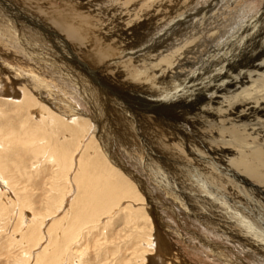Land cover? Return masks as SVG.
I'll return each mask as SVG.
<instances>
[{"label": "rangeland", "instance_id": "rangeland-1", "mask_svg": "<svg viewBox=\"0 0 264 264\" xmlns=\"http://www.w3.org/2000/svg\"><path fill=\"white\" fill-rule=\"evenodd\" d=\"M25 1V3H21L23 0H0V51H2L0 52V66L2 65V67L6 69V71L12 75L13 78L29 80L35 89H39L42 91V93L44 92L43 89L48 91V93L44 92L43 94L44 98H46V96L48 97L46 98L47 100H52L58 104L60 103L59 105L66 103V109L74 107L78 110L79 115L81 116L92 119L95 117L94 115L96 114V110L99 108L101 111H98L99 113L97 114L100 116V119L103 117L101 116L102 114H104V118L108 119H106L107 123L105 124L106 130L108 131L104 130V133L107 137L106 140H109V136L111 137L110 140H113L111 144L107 145L108 152L111 151L109 154L111 156L113 155L112 158L115 156H121L120 158L125 162L124 165H126L139 180L144 182V184H141V187L143 189L146 188L148 197H150L156 203L155 208L157 214L153 215L151 212V205L146 199L147 194L144 196V194L139 191L140 189L137 186L136 181L133 178L131 179L129 176L124 175L122 170L118 169V171L116 167L115 170H117L119 174L125 176L136 188H138L137 193L138 195L140 194L139 197L137 200H121L118 206L115 207V209L110 213L111 215L109 214L108 217H101L99 222L96 224V228L92 231L90 230V227L83 228L84 232L82 231L80 240L72 244V248L63 251L60 258H58L57 261H54L53 263L71 264L72 259L74 261L78 259L77 256L82 255V264H148V257L153 255L155 257L159 253L161 255L162 261L164 260V263L166 261L165 264H170L172 261L178 264H224L222 260L209 254L210 249L208 246L199 243L200 237L211 241L218 246H221L218 248L223 249L226 253V256L228 255L226 258L230 260H238L239 257L246 264H264V261L262 260L264 259V255H261L264 254V252H261L260 249H258V254H254V252H250L249 250L246 251L247 249L242 248V245L239 242L244 241L246 239L245 236L237 232L236 229L232 232L233 238H230V232H224L227 228H230L229 226L234 227L230 225L229 218L233 215H230V212H227V206L230 207L228 211H231L234 214L236 212V215L233 216L235 219L237 217L245 218V215L246 219H250V223H252L254 228L259 229L260 224L257 219L264 220V200L262 201L264 196L257 194L255 191L250 189L251 187L245 186L243 182L238 183L236 186L234 184L229 185V183L223 179V174L229 171L225 168L230 165L229 169L232 171L235 169L234 171L238 173H243L242 169L236 168L234 166L235 164L232 165V163L227 160L224 161L226 158L222 157L221 153L218 155L213 154L209 156L207 152H204L206 149L208 150L207 147L210 148L212 146L222 144L218 142L219 140L221 142L222 140H227L235 145L246 144L250 146H256L257 143L260 142L261 137L264 138V0H75L76 2L71 0L74 1V4L77 3L76 5L78 7L71 1L67 3V0ZM58 1L61 4L58 3ZM38 6L39 9H41L40 7L43 8L42 11L45 10L43 12L39 10V12H42V15L38 12V10H36ZM87 6L90 9L88 11H90L91 14H87ZM67 7L69 10L66 9ZM77 8L79 10H77ZM81 8L83 11L80 10ZM6 9L8 11H6ZM84 9L86 11H84ZM92 9L96 11L94 12ZM10 10L12 11L11 13H9ZM73 10L76 11L74 12ZM81 11L87 13L84 14ZM2 12L4 13L1 14ZM30 12L34 13L32 14ZM5 13H9L11 16L6 15ZM29 13L32 14L30 16L32 19L29 17ZM49 13L52 18H49ZM51 13H54V16H52ZM78 13L83 14V17H80L81 19L78 17ZM138 13H140V18L136 17ZM38 14L40 16H38ZM45 14L46 16H44ZM67 14H70L71 16ZM92 14L94 15L92 16ZM26 15L28 16L26 17ZM5 16L7 18H5ZM9 16L12 17V19ZM56 16H58L59 21L57 20ZM122 16H124V19L120 18ZM75 18L77 19V22ZM31 20L35 21L32 22ZM52 20H57L61 25H64L65 22V24L72 23V25L78 26L81 22L82 27H80L81 25H79V27L74 26V28L76 27L75 29L80 40L78 39L77 41L75 40L73 42L70 41L69 45H72V47L74 46L75 48L79 47L81 49V53L86 51L84 54L88 53L90 56L92 55L91 60L93 61L90 60L92 63L88 62L87 64V62L84 60L80 61L85 66L86 74L88 72H93V76H97V81L96 79H92L93 82H95V84L98 86L96 87L98 89H95L100 92L99 93L97 91L99 94L97 95L98 97L96 96L98 98L97 101L90 100L88 97V90L86 87L84 88L83 83H80V81H82L85 77L80 76V74L83 72L76 62H79V60L76 58L74 60L76 63L74 61L70 62L68 60V62L65 60V62L69 63L66 65L69 68L68 71L65 70L66 66H63L65 64L58 60V48L52 46L47 36L51 35L50 40H52V38H56L58 36V38L61 39V36L63 37V35L62 33H59L60 31L56 29L55 26H53L54 24L51 22ZM83 20L86 24L83 22ZM18 24L19 26H17ZM34 25L37 26L34 27ZM14 26H17V29ZM83 27L84 30H82ZM37 28L39 29V34H37ZM40 29H42V32ZM15 30L17 32L19 31L20 33L18 34ZM31 30L32 32H30ZM85 30H87V34ZM80 32L82 33V36ZM40 33L42 36H39ZM1 34L5 35L1 36ZM21 34L23 35L22 39L24 41L21 40ZM24 34H26L25 38L27 40L24 38ZM52 34H54L56 37L54 35L52 36ZM15 36H17V38ZM29 36H31V39ZM89 36L91 37L90 40ZM39 40H41V42ZM21 41L22 43H30L28 46H31V48H29L26 43L25 45L20 43ZM37 42H40V44H36ZM90 43H93V45L88 46ZM40 45H44L45 47ZM11 46L16 50H14ZM34 46L39 49L35 48ZM93 46L96 48H102H100V55H93L88 51L89 48H93ZM166 47H168L167 49L170 51L168 53L169 56L172 55L174 51H179L175 54L176 59H174L175 63L173 66L170 62L161 63L163 68L164 66L166 68L168 67V65L166 66V63L169 64V68L173 67L170 70L172 71L171 73L169 72L164 74L165 76L163 74L161 76V74L150 73L149 75L152 77L154 76V79L147 83L140 81V84L135 83V81L131 79V82H129L123 79L124 77L117 78V74L120 72H125V69H122L123 67L119 66L122 64L121 61L127 59L130 53L137 52L136 55H138L143 53V51L139 52L140 50L143 49L147 51L149 49L151 50V54L155 56V49L157 50H155L157 54V52L165 50ZM23 48L27 50L28 53H26ZM32 49H36L35 52L33 50L34 53L32 52ZM112 51L114 53H112ZM16 52L18 54H16ZM38 52H43V54L46 52V55H48V60H40L41 56H36ZM73 52L77 54L78 51ZM29 53L31 54L29 55ZM102 53L106 56V58L105 56L101 57L103 56ZM182 53H184V58L181 59ZM11 55H13V57ZM123 55H125V57H123ZM97 56L98 58H96ZM143 56L145 57L143 60L140 62L134 61L131 64L134 65L133 67L136 66V68H134L136 72H140L138 69L144 68L145 72H151L156 66L160 65H157V62L161 60L162 57L159 58V60L157 58V61L155 60L156 63H154V60L151 59V61H153L151 62L150 58H148L145 53H143L140 57ZM61 57L62 55H60V58ZM54 58L57 59L55 61L51 60ZM103 58L105 59L103 60ZM28 60L31 61L29 62ZM39 60L40 62H38ZM1 62L4 63L2 64ZM36 63L38 64L36 65ZM106 63H108V69L111 66L109 70L107 69V73L104 72L105 68H103L106 66ZM153 63L155 64L154 66ZM32 65H34L33 67L35 69H32ZM101 65L104 66L101 67ZM46 66L48 67L46 68ZM57 66L58 68L60 67L59 70L56 68ZM99 67L102 68V71L99 70ZM156 68L163 69L162 67ZM149 69L151 71H149ZM127 70L128 72L125 73H129L130 71L132 75H135V71L132 72L129 69ZM9 71H12V74ZM117 71L119 73H117ZM18 72H20V74ZM58 73L60 74L59 76ZM4 77L5 79L2 78L0 80V101H2L0 103V109H2V111L7 109V113H5V111L4 113L9 117H4L5 115L0 116V122L2 121L0 125H5L10 121L12 122L11 124L14 125V130L17 133L19 130L20 133H23L22 131L24 129L20 126L22 125L21 121H24L25 119V111L23 114L19 113V115L16 111H14L16 110L14 105L18 103L22 95L21 88H17L21 87V85L16 86L19 95L17 97L15 96L14 98H11L13 99H10L12 101L11 102L8 100L9 96L4 95L3 93V91L8 90L9 88L7 87L10 86V83L8 82L9 77ZM40 77L42 79H40ZM138 85L143 89L145 88V90H138L136 88ZM128 86L133 88L128 90ZM134 89L139 93H131ZM71 90L76 92H71ZM173 91L178 93L183 91V96L180 99L183 100L185 97H189V104L179 108L180 110L178 113L170 110L172 109L171 107H168L165 113H163L162 110H159L158 114L159 117H161L160 120L163 121H159L158 125L154 123V119H156L158 114H148L150 118L148 121L146 118H140L138 113L140 109L143 108L141 107L142 104L140 103L139 98L149 96L152 98L158 96L160 97L164 94L173 93ZM185 95L189 96L187 97ZM209 95L213 97L210 100L211 102L206 99V97L208 98ZM246 95H248V97H246ZM83 96L85 97L83 98ZM5 99L8 101L6 102ZM67 99H69L68 103ZM241 102L244 103L242 104ZM5 104L8 105H6L7 108L6 106H3ZM241 106H243V108H241ZM92 108H94L93 112H91ZM230 112L233 113L234 116L229 115ZM9 113L11 115L14 113L15 116L14 114L10 116ZM217 114H219V116H217ZM224 115L226 116L224 117ZM239 115L241 117H239ZM227 116H229L230 119ZM31 117L32 116L26 118L30 120L28 124H24L26 129H30V127L32 129L36 128V120ZM183 119L189 121L193 119V121L196 123H189L187 121L183 122ZM227 119L235 121L233 124L237 122L236 124H238V126L235 124L236 127L233 128L235 131H232L231 129L228 130L232 124L229 122L228 123L230 125L226 123ZM15 121L16 124H14ZM26 121L28 122V120ZM238 121L240 123L243 121L244 122L240 126ZM167 122L169 125L173 126H170L171 128L166 129V125L164 124ZM197 123H199V125ZM184 125H186L187 129ZM182 126L183 128H181ZM162 127H164L163 129L165 130H163ZM175 127L186 133L185 138L181 136L182 134L180 135L181 137H177V130ZM220 127L221 129H218ZM41 131V129H38V132ZM88 131L89 132L86 133L82 140H80L81 138H77L75 141V146L78 147V149L76 148V151L74 152V160L76 163L79 157H81L82 153L83 157L86 155V151H84V149L83 151L80 150L82 144L84 145V143L90 147L93 146L96 148V146H98L96 148V154H98L99 158L96 157V160L102 159L107 162L110 161L108 157L105 158L106 155L104 154L103 149H100L101 146L96 136H94L97 139H95L96 146L95 144H92L93 142L90 143V138L92 137L93 133L90 132L89 129ZM108 132L109 135L107 136ZM236 132L237 135H235L234 138L233 135ZM59 133L62 134L60 136H66L68 134L64 131H60ZM258 133H262L263 135ZM252 139L257 140H255L254 143ZM180 141L182 144H180ZM21 143L22 142H20L19 139H15V142H12L11 145L8 144L10 145V148L8 149L9 151L0 146V168L2 167L1 164H4L9 170L8 173L0 174V188H3L2 191L0 189V264H42L40 259H46L48 257L47 255L53 250L52 243H54V241H56V239H58V237L61 235L62 228L56 227V229L58 228L57 230L60 231H57L55 228H51L53 222L60 220L63 217L65 223L69 222L68 220H71V217H73L75 211H72L73 208H70V205L75 201L74 198L77 194V191H75L73 188L75 185L72 186L71 183L70 185L67 184L66 179L62 178L63 176L60 173L56 174L57 167L55 162L45 161L46 157H44L45 155L43 153L38 154V159H35L34 155L31 154L30 148L25 150ZM170 143L172 146H174L173 148H177V145H179L180 148L184 144L189 145L190 148L198 150L203 160L201 162H195V160L187 156L186 150L181 148L182 150H180V154H182L184 157L186 156L185 158L191 162L187 161L186 159L182 160L177 150H171V148L169 150H165L164 147H161L165 144L167 147H169L168 144ZM11 148L16 149L13 151ZM20 148L21 150H19ZM159 148L162 149V152L165 150V155L157 154ZM140 155V159L142 158L141 160L143 164H140L139 161L137 162V158H139ZM175 159L181 160V162L176 163L174 162ZM13 163L18 165L20 172L15 171ZM16 164L15 166H17ZM192 166L194 169H191ZM214 167H216L218 170ZM75 168L72 169V172H70V178L73 177ZM263 170L264 166L261 167V171ZM260 174L263 177H261L263 181H253H255L254 183L258 184L256 185L263 192L261 194L264 195V171ZM198 175L199 177H197ZM193 176H196L198 180L196 181V177ZM8 177H12L14 179H11L12 182L9 180V184L6 181V178ZM70 181L71 179L69 182ZM2 184H4L5 187ZM70 186L73 188L71 190L72 192L69 190ZM56 191L61 192L60 194L62 196H59V198L63 197V201L60 204L59 202H56L55 205V203L53 204L52 200L57 195H60ZM183 192L187 193L195 205L200 204L197 206L203 208L205 207L204 212L201 211V213H197V215H200L199 219L195 218L194 215H191L192 212H189L186 198H182L185 197ZM169 194L171 196H169ZM59 198L56 200H59ZM21 200H23V206L20 204ZM129 206H132L131 209H133L127 211ZM6 207L7 209H5ZM21 207L23 211L20 210ZM135 212H137L138 215H134ZM128 215L132 217H128ZM220 216L222 217L220 218ZM153 217L157 219V224L154 222V219H152ZM214 217H216L217 220ZM107 218H109L111 221L109 225H105ZM215 220L218 222L220 221L219 227L221 228L215 224ZM29 221L30 223L27 224ZM22 222H24V225ZM40 222H42V224H39ZM157 227L162 229H160L163 237L162 240L164 241V244L167 248L166 252L164 251L165 253L158 252V247L155 246L153 237H155L154 235ZM19 229L24 230L21 231ZM216 229L220 230L217 231ZM33 230L35 235L38 233L37 236L40 239L37 245H35L36 241L29 242L25 239L27 234ZM246 240V242H248L246 243L247 247H249L248 245L254 244L250 237H247ZM148 242H151L152 244H149Z\"/></svg>", "mask_w": 264, "mask_h": 264}, {"label": "bare ground", "instance_id": "bare-ground-1", "mask_svg": "<svg viewBox=\"0 0 264 264\" xmlns=\"http://www.w3.org/2000/svg\"><path fill=\"white\" fill-rule=\"evenodd\" d=\"M25 0H23V2H21V3H25L24 2ZM35 1V0H34ZM57 1V0H56ZM65 1V0H64ZM69 1H71V0H67V3L69 2ZM75 1V0H74ZM74 1H71L72 3L74 2ZM3 2V1H2ZM8 2V1H7ZM29 2V1H28ZM33 2V1H32ZM49 2H51V1H49ZM54 2V1H53ZM76 2V1H75ZM78 2V1H77ZM40 3V2H39ZM43 3V2H42ZM55 3V2H54ZM58 3H60L59 1H58ZM57 3V4H58ZM83 3V2H82ZM10 4V3H9ZM51 4V3H50ZM61 4V3H60ZM63 4V3H62ZM64 4H66V3H64ZM71 4V3H70ZM74 4V3H73ZM77 4V3H76ZM76 4H74V5H76ZM85 4V3H84ZM135 4V3H134ZM19 5V4H18ZM21 5V4H20ZM53 5V4H52ZM55 5V4H54ZM80 5H82V4H80ZM26 6H27V4H26ZM25 6V7H26ZM47 6V5H46ZM61 6V5H60ZM77 6V5H76ZM84 6V5H83ZM92 6V5H91ZM137 6V5H136ZM59 7V6H58ZM64 7H66V6H64ZM70 7V6H69ZM74 7V6H73ZM78 7V6H77ZM90 7V6H89ZM41 9H39V6H38V8H36V10H38V12H39V10L40 11H42V7H40ZM54 8V7H53ZM123 8V7H122ZM125 8V7H124ZM5 9V8H4ZM24 9V8H23ZM66 9H68V7L66 8ZM71 9V8H70ZM87 12H85V13H87V14H89L90 13V11H88V10H90L89 8H88V6H87ZM17 10V9H16ZM55 10H56V7H55ZM69 10V9H68ZM77 10H79L78 8H77ZM80 10H82V8L80 9ZM93 10V9H92ZM2 11V10H1ZM6 11H8L7 9H6ZM6 11H4V12H6ZM24 11H25V9H24ZM32 11H34V10H32ZM43 11H45V10H43ZM42 11V12H43ZM71 11V10H70ZM74 11V10H73ZM72 11V12H73ZM76 11V10H75ZM74 11V12H75ZM83 11V10H82ZM81 11V12H82ZM84 11H86L85 9H84ZM94 11V10H93ZM96 11V10H95ZM94 11V12H95ZM4 12H2L1 14H3ZM12 11L10 10V12L9 13H11ZM19 12V11H18ZM21 12V11H20ZM23 12V11H22ZM42 12H39L40 14L42 13ZM47 12H49V11H47ZM46 12V13H47ZM80 12V11H79ZM7 13V12H6ZM5 13V14H6ZM6 14V15H10V14ZM30 13H32V12H30ZM29 13V17L34 13H32V14H30ZM55 13V12H54ZM53 13V14H54ZM77 13V12H76ZM82 13H84V12H82ZM84 13V14H85ZM13 14V13H12ZM28 14V13H27ZM35 14H36V12H35ZM44 14V13H43ZM52 14V13H51ZM52 14V16H54ZM58 14V13H57ZM65 14V13H64ZM71 14V13H70ZM70 14H67V15H70ZM91 14V13H90ZM121 14V13H120ZM21 15L23 16V14L21 13ZM42 15V14H41ZM61 15H63V14H61ZM66 15V14H65ZM72 15V14H71ZM70 15V16H71ZM78 15V17L80 18L81 16L83 17V14H81V13H78L77 14ZM94 14H92V16H93ZM11 16V15H10ZM9 16V17H10ZM25 16V15H24ZM28 15H26V17H27ZM34 16V15H33ZM38 16H40L39 14H38ZM44 16H46V14L44 15ZM84 16H86V15H84ZM90 16V15H89ZM91 16V17H92ZM140 16V13H138L137 14V18H140L139 17ZM3 17V16H2ZM9 17H8V19H9ZM66 17H68V16H66ZM76 17V16H75ZM90 17V18H91ZM5 18H7L6 16H5ZM11 19H12V17H10ZM31 18V17H30ZM34 18V17H33ZM49 18H52L51 16H50V13H49ZM56 18H57V20H58V16H56ZM60 18V17H59ZM62 18V17H61ZM96 18V17H95ZM98 18V17H97ZM111 18V17H110ZM120 18H122V19H124V16H122V17H120ZM257 18V17H256ZM29 19V18H28ZM32 19V18H31ZM47 19V18H46ZM81 19V18H80ZM24 20V19H23ZM49 20V19H48ZM57 20H52L51 22L54 24L53 26H55V28L56 29H58L60 32L59 33H62V35H63V37L61 36V39L60 38H58V37H56L54 34H56V33H54V34H52V36L54 35L56 38H52V40H50V33H49V35L50 36H47V38H48V40L51 42V44H52V46L53 47H57L58 48V52H59V55H58V60H60L62 63H64L65 65H63V66H66L67 65V63L70 61H74L76 58L79 60V62L78 61H76L77 62V64H78V66H79V68L80 69H82V72L83 73H81L80 74V76H84L85 78L82 80V81H80V83H83L84 84V88L86 87V89L88 90V94H89V98H90V100H92V101H97V95H99L98 94V90H96V89H98V88H96V87H98L96 84H95V82H93V80H95L96 79V81H97V76H93V72H88L87 74H86V69H85V66L81 63V61L80 60H84V61H86L87 62V64H88V62L90 63L91 61H93V60H91V57H92V55L90 56L88 53L87 54H84L86 51H84L83 53H81V49L79 48V47H77V46H79V45H77L76 47L77 48H75L74 46V48L72 47V45H69V42L71 41V42H73V41H77L78 39L80 40V38L78 37V33H77V31H76V27L74 28V26H77V25H72V23H69V24H65V22H64V25H61ZM63 20V19H62ZM67 20H69V19H67ZM72 20H74V19H72ZM75 20H76V22H77V19L75 18ZM133 20V19H132ZM135 20V19H134ZM27 21V20H26ZM32 21V20H31ZM33 21H35V20H33ZM32 21V22H33ZM70 21H71V19H70ZM69 21V22H70ZM80 21V20H79ZM139 21V20H138ZM137 21V22H138ZM27 22H29V21H27ZM39 22V21H38ZM61 22V21H60ZM73 22V21H72ZM83 22H84V20H83ZM132 22V21H131ZM135 22V21H134ZM140 22V21H139ZM144 22H145V20H144ZM45 23V22H44ZM63 23V22H62ZM85 23V22H84ZM133 23V22H132ZM8 24V23H7ZM25 24H26V22H25ZM86 24V23H85ZM97 24V23H96ZM28 25H29V23H28ZM27 25V26H28ZM40 25V24H39ZM79 25H81V22H80V24ZM79 25L77 26V27H79ZM134 25V24H133ZM17 26H19V24L17 25ZM17 26H14V27H16V29H17ZM37 25H34V27H36ZM43 26V25H42ZM137 26V25H136ZM255 26H256V24H255ZM4 27V26H3ZM2 27V28H3ZM33 27V28H34ZM80 27H82V25L80 26ZM13 28V27H12ZM28 28V27H27ZM26 28V29H27ZM33 28H32V30H33ZM44 28V27H43ZM52 28V27H51ZM9 29V28H8ZM14 29V28H13ZM79 29V28H78ZM97 29V28H96ZM32 30L30 31V32H32ZM37 30H38V33L37 34H39V29L37 28ZM41 30V32H42V29H40ZM82 30H84V27L82 28ZM6 31V30H5ZM9 31V30H8ZM7 31V32H8ZM14 31V30H13ZM16 31V30H15ZM26 31V30H25ZM89 31V30H88ZM17 32V31H16ZM45 32V31H44ZM43 32V33H44ZM50 32V31H49ZM79 32V31H78ZM85 32H86V34H87V30H85ZM84 32V33H85ZM91 32V31H90ZM89 32V33H90ZM15 33V32H14ZM18 34L20 33L19 31L17 32ZM25 33H27V32H25ZM29 33V32H28ZM52 33V32H51ZM81 33V32H80ZM79 33V34H80ZM83 33V34H84ZM3 35H5V34H3ZM2 34H1V36H3ZM10 35V34H9ZM15 35V34H14ZM22 35V34H21ZM20 35V36H21ZM58 35V34H57ZM25 36H26V34H24V38H25ZM39 36H42L41 35V33H40V35ZM39 36H37V37H39ZM44 36V35H43ZM80 36V35H79ZM81 36H82V33H81ZM86 36V35H85ZM7 37V36H6ZM16 38H17V36H15ZM22 37H23V35L21 36V40H23L22 39ZM31 36H29V38H30ZM9 38V37H8ZM7 38V39H8ZM20 38V37H19ZM18 38V39H19ZM4 39V38H3ZM6 39V40H7ZM26 39V38H25ZM31 39V38H30ZM30 39H28V40H30ZM38 39V38H37ZM87 39V38H86ZM91 39V37L89 36V40ZM172 39V38H171ZM5 40V41H6ZM27 40V39H26ZM85 40V39H84ZM8 41V40H7ZM19 41V40H18ZM24 41V40H23ZM32 41V40H31ZM36 41V40H35ZM40 42H41V40H39ZM81 41H83V40H81ZM27 42H30V41H27ZM40 42H37L36 44H40ZM44 42V41H43ZM42 42V43H43ZM86 42V41H85ZM89 42V41H88ZM7 43V42H6ZM20 43H22V41L20 42ZM25 43L26 42H24V43H22L23 45H25ZM34 43V42H33ZM78 43V42H77ZM109 43V42H108ZM175 43V42H174ZM27 44V46L28 45H30V43L28 44V43H26ZM50 44V45H51ZM85 44V43H84ZM87 44V43H86ZM102 44V43H101ZM10 45V44H9ZM8 45V46H9ZM33 45V44H32ZM75 45H76V43H75ZM91 45H93V43H90V44H88V46H91ZM5 46V45H4ZM40 46H44V45H40ZM156 46V45H155ZM10 47V46H9ZM9 47H7V48H9ZM12 47V46H11ZM25 47V46H24ZM29 47V46H28ZM27 47V48H28ZM35 47V46H34ZM45 47V46H44ZM13 48V47H12ZM11 48V49H12ZM29 48H31V46L29 47ZM35 48H37V47H35ZM101 48V47H100ZM100 48H96V47H94L93 46V48H89V52H91L93 55H96V54H101V52H100V50L102 49H100ZM168 47H166V49L165 50H162V51H160V52H157V54H156V51L154 50V52H155V56H153V54H151V50H147V51H145V50H140L139 52H141V51H143V53H145V55H147V57L148 58H150V61H151V59H153L154 60V63H156V61H157V58H158V60H159V58H161L162 57V59L161 60H159L158 62H157V65H159V66H156V67H162L163 68V66H161L162 64V62H170L171 63V65L173 66L174 65V59H176L175 57H176V53L177 52H179V51H174V53H172V55H170L169 56V49H167ZM1 49V48H0ZM4 49V48H3ZM6 49V48H5ZM14 49V48H13ZM12 49V50H13ZM25 49H26V47H25ZM24 48H23V50H25ZM37 49H39V48H37ZM152 49V48H151ZM8 50V49H7ZM14 50H16V49H14ZM33 50L34 49H32V52H33ZM36 50V49H35ZM35 50H34V52H35ZM43 50V49H42ZM41 50V51H42ZM111 50H112V48H111ZM5 51V50H4ZM11 51V50H10ZM26 51V53H28L27 52V50H25ZM30 51V50H29ZM44 51H45V49H44ZM49 51V50H48ZM73 51H78L77 52V54L75 53V52H73ZM108 51V50H107ZM0 52H2V51H0ZM9 52V51H8ZM19 52V51H18ZM21 52V51H20ZM33 52V53H34ZM50 52V51H49ZM103 52V51H102ZM172 52V51H171ZM6 53V52H5ZM32 53V54H33ZM104 53V52H103ZM102 53V55L103 56H101V57H104L105 55ZM112 53H114L113 51H112ZM136 53L137 52H132V53H130V57L128 56V58L127 59H124V60H122L121 61V65H123V66H119V67H123L122 69H125V72H128V70L127 69H129V70H131L132 72L133 71H135L134 72V74L135 75H132V73H130V71H129V73H125V72H118L117 71V73H119V74H117V78H119V77H124L123 79H125V80H127V81H129V82H131L130 81V79L131 80H133V81H135V83H137V84H140V81H144V82H151L153 79H154V76L152 77V76H150L149 74L150 73H157V74H161V76H162V74L164 75V74H167V73H171L172 71H170L171 70V68H173V67H170L169 68V64H167L166 63V66L168 65V67L166 68L165 66H164V68L163 69H161V68H156L155 67V69H156V71H155V69H153L152 71L149 69V71H151V72H145V68L144 67H142V68H144V69H138V66H137V69L138 70H140V72H136V70L134 69V68H136V66L135 67H133L134 65H131L132 64V62H140L141 60H143L145 57L143 56V57H140L143 53H140V54H138V55H136ZM9 54H11V53H9ZM16 54H18L17 52H16ZM31 53H29V55H30ZM50 54V53H49ZM58 54V53H57ZM107 54V53H106ZM111 54V53H110ZM184 53H182L181 54V59L182 58H184V55H183ZM53 55V54H52ZM52 55H50V56H52ZM60 55H62V57H64V58H60ZM108 55V54H107ZM12 57H13V55H11ZM25 56V55H24ZM24 56H23V58H24ZM36 56H41V58H40V60H42V61H44V60H48L47 59V57H48V55H46V52H45V54H43V52H38L37 53V55ZM54 56H55V54H54ZM109 56V55H108ZM107 56V57H108ZM7 57H9V56H7ZM6 57V58H7ZM123 57H125V55H123ZM131 57H132V59H131ZM16 58V57H15ZM89 58V59H88ZM96 58H98V56L96 57ZM105 58H106V56H105ZM105 58H103V60L105 59ZM4 59V58H3ZM31 59H33V58H31ZM36 59H37V57H36ZM36 59H34V60H36ZM57 58H54V59H51V60H53V61H55ZM180 59V58H179ZM40 60L38 61V62H40ZM65 60L66 61H68V62H65ZM91 60V61H90ZM102 60V61H103ZM112 60H114V59H112ZM156 60V61H155ZM3 61V60H2ZM29 61V60H28ZM31 61V60H30ZM29 61V62H30ZM119 61V60H118ZM228 61V60H227ZM227 61H225V62H227ZM5 62V61H4ZM3 62V63H4ZM75 62V61H74ZM75 62V63H76ZM95 62V61H94ZM98 62H100V61H98ZM151 62H153V61H151ZM2 63V62H1ZM2 63V64H3ZM6 63V62H5ZM33 63V62H32ZM54 63V62H53ZM92 63V62H91ZM153 63V66L155 65ZM38 63H36V65H37ZM40 64V63H39ZM42 64V63H41ZM48 64V63H47ZM46 64V65H47ZM56 64H57V62H56ZM55 64V65H56ZM69 64V63H68ZM85 64V63H84ZM96 64V63H95ZM101 64V63H100ZM105 64V63H104ZM147 64V63H146ZM151 64V63H150ZM226 64V63H225ZM7 65H8V63H7ZM62 65V64H61ZM71 65V64H70ZM91 65V64H90ZM107 65H108V63H106V66L105 67H103L102 65H101V67H103V68H105V70H104V72H106L107 71ZM114 65V64H113ZM26 66V65H25ZM34 65H32V69L34 68L33 67ZM73 66V65H72ZM72 66H70V67H72ZM77 66V67H78ZM96 66V65H95ZM110 66V65H109ZM115 66V65H114ZM113 66V67H114ZM6 67V66H5ZM28 67V66H27ZM48 66H46V68H47ZM50 67V66H49ZM98 67V66H97ZM111 67V66H110ZM110 67H109V69H110ZM116 67H117V65H116ZM119 67H118V69H119ZM141 67V66H140ZM139 67V68H140ZM30 68V67H29ZM53 68V67H52ZM56 68H58V66L56 67ZM60 68V67H59ZM59 68H58V70H59ZM150 68V67H149ZM152 68H154V67H152ZM11 69V68H10ZM35 69V68H34ZM79 69V70H80ZM108 69V70H109ZM168 69V70H167ZM31 70V69H30ZM46 70V69H45ZM57 70V69H56ZM65 70L66 71H68L69 70V68H68V66H66V68H65ZM71 70H73V69H71ZM70 70V71H71ZM87 70H89V69H87ZM99 70L100 71H102V68H100L99 67ZM114 70H116V69H114ZM220 70V69H219ZM22 71V70H21ZM54 71V70H53ZM84 71H85V73H84ZM147 71V70H146ZM159 71V72H158ZM10 72V71H9ZM12 72V71H11ZM10 72V73H11ZM24 72H25V70H24ZM31 72H32V70H31ZM34 72H36V71H34ZM115 72V71H114ZM19 74H20V72H18ZM21 73H23V72H21ZM49 73V72H48ZM67 73V72H66ZM90 73V74H89ZM95 73V72H94ZM100 73V72H99ZM107 73V72H106ZM12 74V73H11ZM33 74H35V73H33ZM56 74V73H55ZM104 74V73H103ZM109 74H110V71H109ZM121 74V75H120ZM128 74V75H127ZM15 75V74H14ZM43 75V74H42ZM45 75V74H44ZM57 75V74H56ZM60 74L58 73V76H59ZM72 75V74H71ZM76 75V74H75ZM101 75V74H100ZM99 75V76H100ZM114 75H115V73H114ZM156 75V74H155ZM250 75V74H249ZM4 76H8L9 78H8V82L10 83V86L9 85H7V86H9V87H7V88H9L8 90H5V91H3V93H4V95H7V96H9V98H8V100H10L11 98H14L15 96L17 97L18 95H19V93H18V91H17V89H16V86H18V85H21V87H17V88H21V90H22V95H21V97H20V99H19V101H18V103L17 104H15L16 103V101H15V105H14V107H16V110H14V111H16L17 112V114L19 115V113H21V114H23L24 113V111H25V114H26V116H25V119H24V121H21L22 122V125L20 126L21 128H23V129H21V128H19V129H21V130H23L22 132L23 133H20V130H19V132L17 133L15 130H14V125H12L11 123L12 122H8L7 123V121H6V123L7 124H1L0 125V146H2L3 148H5L6 150H8L9 148H10V145H11V143L12 142H15V139H19V141L20 142H22L21 144H22V146H23V148L25 149V150H27L28 148H30V150H31V154H33L34 155V158L35 159H38V154H44L45 156L44 157H46V159H45V161H48V162H55V164H56V167H57V172H56V174H61L63 177L62 178H65L66 179V183L67 184H69L70 185V183H71V185L73 186V185H75V187H73L74 189H75V191H77V194H76V196H75V201L70 205V208L72 209V211L73 210H75L74 211V215H73V217H71V220H68L69 222H64V217L63 218H61L60 220H57V221H55V222H53V224H52V226H51V228H55L56 229V227H58V228H62L61 229V235H60V237H58V239H56V241H54V243H52V251H50V255L48 254L46 257V259H44V258H42V259H40V257H39V259H40V262L42 263V264H54L53 262L54 261H57V259L58 258H60V256H61V254L63 253V251H66V250H68L69 248H72L71 247V245L72 244H74L75 242H77V241H79L80 240V238H81V236H82V231H83V228H88V227H90V230L92 231L93 229H95L96 228V224L99 222V220L101 219V217L102 216H105V217H108V215L115 209V207H117L118 206V204H119V202L121 201V200H123V199H132V200H137V198L139 197V195H138V193H137V189L138 188H136L125 176H123V175H121V174H119L118 173V171L119 170H122L124 173V175H127V176H129L131 179L133 178L135 181H136V184H137V186L139 187V191H141L143 194H144V196L147 194L146 192V188H142L141 187V184H144V182H142L141 180H139L134 174H133V172L132 171H130V169L126 166V165H124L125 164V162L124 161H122V159L120 158V157H113L112 158V156L109 154V153H111V151L110 152H108V148H107V145H109V144H111V142L113 141H111L110 140V136H109V140L107 141L106 139H107V137H106V135H105V133H104V130H106V126H105V124L107 123V118H104V114H102L101 116H103V117H101V119H100V116L97 114V113H99L101 110L99 109H97L96 110V114L94 115L95 117H93L92 119H89V117H84V116H81V115H79V112H78V110L77 109H75L74 107H72V108H68V109H66V107H67V104L66 103H64V104H61V105H59L58 103H55V102H53L52 100L51 101H49V100H47L46 98H48L47 96H46V98H44V92L45 93H48V91H46V90H44L43 89V93H42V91H40L39 89H35V87L30 83V81L29 80H27V79H17V78H13L12 77V75H10L7 71H6V69H4L3 67H2V65L0 66V80L2 79V78H4L5 79V77ZM16 76V75H15ZM38 76V75H37ZM116 76V75H115ZM157 76V75H156ZM155 76V77H156ZM165 76V75H164ZM18 77V76H17ZM22 77V76H21ZM35 77V76H34ZM39 77V76H38ZM38 77H37V79H38ZM66 77V76H65ZM132 77V78H131ZM26 78V77H25ZM70 78V77H69ZM80 78V77H79ZM100 78H102V77H100ZM111 78V77H110ZM33 79H35V78H33ZM40 79H42L41 77H40ZM65 79V78H64ZM63 79V80H64ZM93 79V80H92ZM156 79V78H155ZM6 80H7V78H6ZM5 80V81H6ZM47 80V79H46ZM66 80H67V78H66ZM70 80V79H69ZM157 80V79H156ZM4 81V80H3ZM3 81H1V82H3ZM42 81V80H41ZM71 81H72V79H71ZM40 82V81H39ZM43 82H46V81H43ZM225 82V81H224ZM70 83V82H69ZM154 83V82H153ZM156 83V82H155ZM4 84H8V83H4ZM34 84V83H33ZM47 84H49V83H47ZM59 84V83H58ZM71 84H73V83H71ZM123 84V83H122ZM126 84H129V83H126ZM132 84V83H131ZM145 84V83H144ZM202 84V83H201ZM206 84V83H205ZM232 84V83H231ZM141 85H143V84H141ZM140 85V86H141ZM146 85V84H145ZM39 86V85H38ZM78 86V85H77ZM124 86V85H123ZM132 86V85H131ZM131 86H128L127 87V89L128 90H130V89H132V88H130ZM222 86V85H221ZM44 87V86H43ZM50 87V86H49ZM79 87V86H78ZM83 87V86H82ZM147 87V86H146ZM191 87V86H190ZM76 88V87H75ZM96 88V89H95ZM126 88V87H125ZM136 88L138 89V90H145V88L143 89V88H141V87H139V85L138 86H136ZM135 88V89H136ZM139 88H141V89H139ZM1 89V88H0ZM72 89V88H71ZM82 89V88H81ZM92 89V90H91ZM133 90V92H131V93H135V92H138V91H136V90ZM21 90H20V92H21ZM38 90V91H37ZM66 90V89H65ZM70 90V89H69ZM78 90H80V89H78ZM177 90H180V89H177ZM184 90V89H183ZM188 90H189V88H188ZM197 90V89H196ZM2 91V90H1ZM57 91V90H56ZM81 91H83V90H81ZM98 91V92H97ZM176 91V90H175ZM245 91V90H244ZM53 92V91H52ZM71 92H76V91H72L71 90ZM78 93V92H77ZM100 93V92H99ZM139 93V92H138ZM185 94V93H184ZM220 94V93H219ZM1 95V94H0ZM72 95V94H71ZM74 95V94H73ZM78 95H79V93H78ZM77 95V96H78ZM84 95H85V93H84ZM216 95V94H215ZM6 96V97H7ZM54 96V95H53ZM74 96H76V95H74ZM82 96V95H81ZM80 96V97H81ZM97 96V97H96ZM183 96V91H181L180 93H178V92H174L173 91V93H169V94H164V95H162V96H158V97H155V98H152V97H142V98H139V101H140V103L142 104V108L143 109H140V111H139V116H140V118H142V119H145L146 118V120L148 121L150 118H149V116H148V114H150V113H153V114H158L159 113V110H162L163 111V113H165L166 111H167V109H168V107H171L172 109H170V110H172L173 112H175V113H178L179 112V108H182V107H184L185 105H188L189 103V95L187 96V95H185V96H187L188 98H186L185 97V99H183V100H181L180 98ZM56 97H57V95H56ZM59 97V96H58ZM64 97V96H63ZM85 96H83V98H84ZM205 97V96H204ZM246 97H248V95H246ZM1 98V97H0ZM19 98V97H18ZM77 98V97H76ZM83 98H81V99H83ZM100 98V97H99ZM184 98V97H183ZM191 98V97H190ZM213 97L211 96V95H209L208 96V98L206 97V99H208V101H210L211 99H212ZM52 99V98H51ZM80 99V100H81ZM86 99V98H85ZM84 99V100H85ZM88 99V98H87ZM246 99V98H245ZM244 99V100H245ZM7 99H5V101L7 102L8 101ZM11 100H13V99H11ZM10 100V101H11ZM58 100V99H57ZM68 100L69 99H67V103H68ZM78 100V99H77ZM261 100V99H260ZM263 100V99H262ZM42 101V102H41ZM60 101V100H59ZM62 101H63V99H62ZM71 101V100H70ZM99 101H101V100H99ZM215 101V100H214ZM247 101V100H246ZM255 101V100H254ZM2 101H0V103H1ZM12 102V101H11ZM75 102V101H74ZM211 102V101H210ZM3 103H5V102H3ZM9 103V102H8ZM73 103V102H72ZM80 103V102H79ZM214 103V102H213ZM242 103V102H241ZM244 103V102H243ZM242 103V104H243ZM249 103V102H248ZM252 103V102H251ZM250 103V104H251ZM260 103H261V101H260ZM11 104V103H10ZM71 104V103H70ZM87 104H89V103H87ZM140 104V105H141ZM216 104V103H215ZM239 104V103H238ZM254 104H255V102H254ZM263 104V103H262ZM7 104H5V105H3V106H6ZM248 105V104H247ZM8 106V105H7ZM7 106H6V108H7ZM66 106V107H65ZM85 106V105H84ZM94 106H95V104H94ZM97 106V105H96ZM249 106V105H248ZM252 106V105H251ZM12 107V106H11ZM69 107H71V106H69ZM90 107V106H89ZM100 107V106H99ZM260 107V106H259ZM3 108V107H2ZM86 108V107H85ZM241 108H243V106H241ZM4 109V108H3ZM65 109V110H64ZM93 109L94 108H92L90 111L91 112H93ZM237 109V108H236ZM7 110V109H6ZM6 110H3L2 111V109H0V116H4V117H6L7 116V118L9 117L8 115H6L5 113H7L6 112ZM87 110V109H86ZM122 110V109H121ZM182 110V109H181ZM215 110V109H214ZM242 110V109H241ZM4 111H5V113H4ZM82 111H84V110H82ZM99 111V112H98ZM103 111V110H102ZM156 111H157V113H156ZM260 111V110H259ZM215 112V111H214ZM213 112V113H214ZM263 112V111H262ZM90 113V112H89ZM169 113V112H168ZM216 113V112H215ZM222 113V112H221ZM14 114V113H13ZM12 114V115H13ZM87 114V113H86ZM94 114V113H93ZM220 114V113H219ZM219 114H217V116H219ZM9 115L10 116H12L10 113H9ZM128 115V114H127ZM137 115V114H136ZM167 115V114H166ZM208 115V114H207ZM227 115V114H226ZM226 115H224V117L226 116ZM229 115H233L234 116V114L233 113H229ZM241 115V114H240ZM239 115V117H241ZM14 116H15V114H14ZM30 116H32L31 118H34L35 120H36V125H35V127L36 128H31L30 127V129L28 128V129H26V126H24V124H28L29 123V119H26V118H28V117H30ZM114 116V115H113ZM112 116V117H113ZM124 116V115H123ZM170 116V115H169ZM244 116H246V115H244ZM4 117H3V119H4ZM20 117H21V115H20ZM144 117V118H143ZM228 118H229V116H227ZM231 118H233L232 116H230ZM14 118V117H13ZM13 118H12V120H13ZM18 118V117H17ZM160 118L161 117H159V114L156 116V119H154V123L155 124H157L158 125V123H159V121H163V120H160ZM244 118V117H243ZM105 119V120H104ZM107 119V120H106ZM195 119V118H194ZM210 119V118H209ZM208 119V120H209ZM216 119V118H215ZM230 119V118H229ZM229 119H227L226 120V123H230V124H232V126L231 127H229V129L228 130H232V131H235L233 128L234 127H236V125L238 126V124H233L235 121H232V120H229ZM238 119V118H237ZM10 120H11V118H10ZM26 120H28V122L26 121ZM157 120V121H156ZM213 120V119H212ZM217 120V119H216ZM223 120V119H222ZM189 122V123H196L195 121H193V119L192 120H186V119H183V122ZM225 121V120H224ZM2 122V121H1ZM0 122V123H1ZM18 122H19V120H18ZM20 122V123H21ZM239 122V121H238ZM242 122V121H241ZM244 122V121H243ZM243 122L242 123H240V126H241V124H243ZM131 123V122H130ZM213 123V122H212ZM220 123V122H219ZM225 123V122H224ZM225 123V124H226ZM228 123V124H229ZM14 124H16V121L14 122ZM138 124V123H137ZM164 124V123H163ZM198 125H199V123H197ZM218 124V123H217ZM229 124V125H230ZM164 125H166V129L167 128H171L170 126H173V125H169V123L167 122V123H165ZM209 125V124H208ZM215 125H216V123H215ZM126 126V125H125ZM160 126H162V125H160ZM185 126V128H186V125H184ZM225 126V125H224ZM223 126V127H224ZM246 126V125H245ZM244 126V127H245ZM17 127V126H16ZM216 127V126H215ZM110 128V127H109ZM164 127H162V129H163ZM181 128H183V126L181 127ZM38 129H41L42 131L41 132H38ZM88 129L90 130V132H92L93 134H92V137L90 138V143H92V144H95V146H96V140L98 139V141H99V143H100V149L102 148L103 149V151H104V154L106 155V157L105 158H109V160L110 161H105V160H102V159H98V160H96L95 158L96 157H98L99 158V156H98V154H96V148L98 147V146H96V148L95 147H90V146H87V145H85V143H84V145L82 144V146H81V148H80V150H82L83 151V149H84V151H86V155L83 157L82 155H83V153H82V155H81V157H79V159H78V161H77V163H76V161L74 160V152L76 151V148L78 149V147H76L75 146V141H76V139L77 138H81L80 140H82L83 139V137L86 135V133L87 132H89L88 131ZM130 129V128H129ZM175 129L177 130L176 131V135H177V137L178 136H180L181 134V136L182 137H184L185 138V134L186 133H184V131H180L177 127H175ZM187 129V128H186ZM218 129H221V127L220 128H218ZM256 129V128H255ZM163 130H165V129H163ZM202 130V129H201ZM222 130H224V129H222ZM236 130H238V129H236ZM245 130V129H244ZM250 130V129H249ZM253 130V129H252ZM60 131H64V132H66V133H68L66 136L64 135V136H60V135H62V134H60L59 132ZM106 131H108V130H106ZM214 131V130H213ZM240 131H241V129H240ZM111 132V131H110ZM186 132V131H185ZM247 132H249V131H247ZM252 132V131H251ZM23 134V135H22ZM91 134V133H90ZM129 134V133H128ZM135 134V133H134ZM162 134V133H161ZM213 134V133H212ZM250 134V133H249ZM258 134H262V133H258ZM22 135V136H21ZM109 135V132H108V134H107V136ZM121 135V134H120ZM235 135H237V132L233 135V137L235 136ZM263 135V134H262ZM47 138H46V137ZM94 136H96L97 137V139L94 137ZM180 136V137H181ZM255 137V136H254ZM259 137V136H258ZM179 138V137H178ZM235 138V137H234ZM260 138V137H259ZM66 139V140H65ZM96 139V140H95ZM125 140H127V139H125ZM169 140V139H168ZM179 140V139H178ZM253 140V139H252ZM255 140H257V139H255ZM255 140H253L254 141V143H255ZM163 141V140H162ZM156 142H157V140H156ZM159 142V141H158ZM181 142V141H180ZM214 142H215V140H214ZM218 142H220V143H222V144H218L217 146H212V147H207L208 148V150L206 149V151H204V152H207V154L210 156V155H213V154H219V153H221L222 154V157H225L226 159H224V161L225 160H227V161H229V162H231L232 163V165L233 164H235L234 166L236 167V168H240V169H242V171H243V173H238V172H236V171H232V170H230L229 168H230V165L228 166V167H226L225 169H228L229 171H227L226 173H224L223 175H224V180L226 181V182H228L229 183V185L230 184H234L235 186L238 184V183H244L245 184V186H247V187H251L250 189H252L253 191H255L257 194H259V195H262V196H264L263 194H261V193H263L261 190H260V188L257 186L258 184L257 183H254L255 181H253V180H256L257 182L258 181H260L261 182V180L263 181V179H261V172H263V171H261V167L262 166H264V138L263 137H261V139H260V142L259 143H257V145L256 146H250V145H246V144H242V145H240V144H238V145H235V144H232L230 141H227V140H222V142L219 140ZM242 142V141H241ZM244 142V141H243ZM161 143V142H160ZM172 143V142H171ZM171 143L170 144H168V146L169 147H167L166 146V144L165 145H163V146H161V147H164V149L165 150H169L170 148H171V150H177V152L180 154L181 153V151L180 150H182V149H185L186 150V153H187V156L188 157H190V158H192L193 160H195V162H201L202 160H203V158H202V156L199 154V152H198V150H195V149H193V148H190V146L189 145H187V144H184L181 148H180V146L179 145H177L178 147H179V149H178V147L177 148H173L174 146H172L171 145ZM179 143V142H178ZM8 144H10V145H8ZM78 144V143H77ZM127 144V143H126ZM180 144H182V142L180 143ZM217 144V143H216ZM247 144H248V142H247ZM259 144V145H258ZM15 145V144H14ZM80 145V144H79ZM79 145H77V146H79ZM157 145V144H156ZM206 145V144H205ZM211 145V144H210ZM252 145V144H251ZM21 146V147H22ZM201 146V145H200ZM15 147H16V145H15ZM48 147V148H47ZM127 147V146H126ZM136 147V146H135ZM199 147V146H198ZM197 147V148H198ZM204 147V146H203ZM2 148V149H3ZM17 148V147H16ZM16 148H14V149H16ZM87 148V149H86ZM113 148V147H112ZM4 149V150H5ZM11 149H13V148H11ZM14 149H13V151H14ZM24 149H22V150H24ZM99 149V150H100ZM156 149V148H155ZM19 150H21V148L19 149ZM148 150V149H147ZM165 150H164V152H165ZM9 151V150H8ZM77 151H79V150H77ZM101 151V150H100ZM103 151H102V153H103ZM130 151V150H129ZM145 151V150H144ZM116 152V151H115ZM133 152V151H132ZM164 152H162V149H160L159 148V150L157 151V154H159V155H165V153ZM167 152V151H166ZM9 153V152H8ZM100 153V152H99ZM101 153V154H102ZM126 153V152H125ZM4 154V153H3ZM10 154V153H9ZM12 154V153H11ZM8 155V154H7ZM6 155V156H7ZM14 155V154H13ZM22 155V154H21ZM114 155H115V153H114ZM5 156V155H4ZM11 156V155H10ZM16 156H17V154H16ZM102 156V155H101ZM158 156V155H157ZM180 156H181V158H182V160H185L186 158V156L184 157L182 154H180ZM12 157V156H11ZM140 157H141V155L139 156V158H137V162L139 161L140 162V164L142 163V158L140 159ZM149 157V156H148ZM173 157V156H172ZM7 158V157H6ZM130 158V157H129ZM179 158V157H178ZM205 158V157H204ZM20 159H21V157H20ZM44 159V158H43ZM140 159V160H139ZM145 159V158H144ZM159 159H161V158H159ZM158 159V160H159ZM180 159V158H179ZM216 159V158H215ZM234 159V160H233ZM4 160V159H3ZM8 160H10V159H8ZM187 160V159H186ZM14 161V160H13ZM103 161V162H102ZM187 161H189V160H187ZM208 161V160H207ZM213 161V160H212ZM223 161V160H222ZM6 162V161H5ZM9 162V161H8ZM100 162H102V163H100ZM132 162V161H131ZM149 162V161H148ZM174 162H176V163H178V162H181V160H176L175 159V161ZM189 162H191V161H189ZM228 162V163H229ZM221 163V162H220ZM14 164V163H13ZM12 164V165H13ZM16 164V163H15ZM15 164H14V169H15V171H19L20 170V168H18V165L17 166H15ZM110 164H112V165H110ZM136 164V163H135ZM143 164V163H142ZM189 164V163H188ZM217 164V163H216ZM23 165H24V163H23ZM110 165V166H109ZM115 167H114V166ZM231 165V166H232ZM1 168H0V174H4V173H8V168L6 167V165H2L1 164ZM77 166V167H76ZM139 166V165H138ZM234 166H233V168H234ZM16 167V168H15ZM19 167H21V166H19ZM76 167V168H75ZM117 167V168H116ZM141 167V166H140ZM145 167V166H144ZM75 168V172H74V175H73V177L72 178H70L69 176H70V172H72L73 170L72 169H74ZM115 168L118 170H115ZM214 168H216V167H214ZM147 169V168H146ZM191 169H194V167L192 166L191 167ZM212 169V168H211ZM217 169V168H216ZM23 170V169H22ZM139 170V169H138ZM149 170V169H148ZM218 170V169H217ZM154 171V170H153ZM159 171V170H158ZM238 171V170H237ZM20 172V171H19ZM241 172V171H240ZM11 173V172H10ZM151 173V172H150ZM220 174V173H219ZM137 175V174H136ZM142 175V174H141ZM223 175H220V176H223ZM264 175V174H263ZM5 176V175H4ZM11 176V175H10ZM72 176V175H71ZM128 177V178H129ZM166 177V176H165ZM193 177H196V176H193ZM197 177H199V175L197 176ZM196 177V181L198 180V178ZM112 178H115V179H112ZM160 178V177H159ZM170 178V177H169ZM263 178V177H262ZM11 179H13L12 177H8V178H6V181H7V183H8V181L10 180L11 182H12V180ZM71 179V181L69 182V180ZM174 179H176V178H174ZM173 179V180H174ZM14 180V179H13ZM149 180V179H148ZM157 180V179H156ZM16 181V180H15ZM14 181V182H15ZM132 181V180H131ZM134 181V182H135ZM154 181H155V179H154ZM175 181V180H174ZM174 181H173V183H174ZM186 181V180H185ZM3 182V181H2ZM5 182V181H4ZM183 182V181H182ZM188 182V181H187ZM184 183V182H183ZM9 184V183H8ZM13 184V183H12ZM62 184V183H61ZM135 184V183H134ZM135 184V185H136ZM191 184V183H190ZM197 184V183H196ZM257 184V185H256ZM2 185H4V184H2ZM165 185H167V184H165ZM175 185V184H174ZM9 186H11V185H9ZM168 186V185H167ZM194 186V185H193ZM203 186V185H202ZM234 186V187H235ZM4 187H5V185H4ZM13 187V186H12ZM160 187V186H159ZM172 187V186H171ZM198 187V186H197ZM233 187V186H232ZM11 188V187H10ZM71 186H70V188H69V190L71 191L72 189H73ZM161 188V187H160ZM1 189V191H2V189L3 188H0ZM5 189V188H4ZM196 189V188H195ZM213 189V188H212ZM163 190V189H162ZM165 190V189H164ZM169 190H170V188H169ZM172 190V189H171ZM174 190H175V188H174ZM214 190V189H213ZM59 191V190H58ZM173 191V190H172ZM185 191V190H184ZM246 191V190H245ZM264 191V190H263ZM11 192V191H10ZM57 192V191H56ZM72 192V191H71ZM140 192V193H141ZM238 192V191H237ZM57 193H61V192H57ZM162 193V192H161ZM168 193H169V191H168ZM175 193V192H174ZM179 193V192H178ZM184 194L183 195H185V197H182L183 199H185L186 198V203L188 204V210H189V212H192V214L191 215H194V217L195 218H197V219H199L200 218V215L198 214L197 215V213H201V211L202 212H204L205 210H204V208L203 207H200V206H197V205H200V204H196L195 205V203L194 202H192L191 201V198L187 195V193L186 192H183ZM196 193V192H195ZM246 193V192H245ZM12 194V193H11ZM197 194V193H196ZM12 195H14V194H12ZM166 195V194H165ZM59 196H62L61 194L60 195H57L56 197H54L53 198V200H52V202H53V204L55 203V205H56V202H59V204L63 201V197H61V198H59ZM147 197H146V199L148 200V202H149V204L151 205V212L153 213V215H155V214H157L156 213V203H155V201H153L150 197H148V194L146 195ZM153 196V195H152ZM169 196H171L170 194H169ZM250 197V196H249ZM10 198V197H9ZM14 198V197H13ZM57 198H59V200H56ZM21 199H23V198H21ZM155 200V199H154ZM193 200V199H192ZM226 200V199H225ZM224 200V201H225ZM264 199H262V201H263ZM12 201V200H11ZM23 200H21L20 201V204H21V206H23V202H22ZM24 201H25V199H24ZM198 201V200H197ZM10 202V201H9ZM14 202V201H13ZM15 202H16V200H15ZM51 202V203H52ZM4 204V203H3ZM6 204V203H5ZM13 204V203H12ZM27 204V203H26ZM139 204V203H138ZM222 204H225V203H222ZM8 205V204H7ZM10 205H11V203H10ZM9 205V206H10ZM17 206V205H16ZM29 206V205H28ZM185 206V205H184ZM130 207V208H129ZM128 208H127V211L128 210H132L131 209V207L132 206H129ZM26 208V207H25ZM24 208V209H25ZM30 208V207H29ZM222 208V207H221ZM227 209V212L229 213L230 212V215L232 214L233 216H235L236 215V212H235V214L234 213H232L231 211H228L229 210V208L230 207H226ZM2 209H4V208H2ZM5 209H7V207L5 208ZM51 209V208H50ZM117 209V208H116ZM21 211H23L22 210V207H21V209H20ZM160 210V209H159ZM158 210V211H159ZM208 210V209H207ZM250 210V209H249ZM17 211H18V209H17ZM72 211H70V212H72ZM70 212H69V214H70ZM68 213V212H67ZM211 213V212H210ZM111 215V214H110ZM134 215H138L137 214V212H135L134 213ZM213 215V214H212ZM229 215V214H228ZM19 216V215H18ZM24 216V215H23ZM27 216V215H26ZM202 216V215H201ZM204 216V215H203ZM214 216V215H213ZM217 216V215H216ZM219 216V215H218ZM223 216V215H222ZM222 216H220V218L222 217ZM233 216H231L230 218H229V222H230V225H232V226H234V227H231V226H229L230 228H227L224 232L225 233H228V232H230L231 233V236H230V238H233V234H232V232H233V230H237V232H239V233H241L243 236H245L246 237V239H247V237H250L251 239H252V241L254 242V244H252V245H248L249 247H247L246 246V243H248V242H246L247 240L245 239L244 241H242V242H239L241 245H242V248L243 249H247L246 251H250V252H254V254H258L259 252V250L258 249H260L261 250V252H264V220L263 219H261V218H263V217H261L260 219L261 220H259V219H257L258 221H259V224H260V227H259V229H256V228H254V226L252 225V223H250V219H246V216L244 215V217L245 218H242V217H237L236 219L233 217ZM29 217V216H28ZM32 217V216H31ZM111 217V216H110ZM128 217H132V216H130V215H128ZM156 217V216H155ZM227 217V216H226ZM27 218V217H26ZM215 219H216V217H214ZM257 218H258V216H257ZM28 219V218H27ZM29 219H30V217H29ZM28 219V220H29ZM67 219V218H66ZM70 219V218H69ZM152 219H154V222L157 224V222L158 221H156L157 219H155L154 217L152 218ZM226 219V218H225ZM37 220H39V219H37ZM159 220V219H158ZM217 220V219H216ZM215 220V224H217V226L219 227V223H220V221L218 222V221H216ZM66 221V220H65ZM133 221H134V219H133ZM221 221H222V219H221ZM258 221H257V223H258ZM43 222V221H42ZM42 222H40L39 224H42ZM30 223V221L27 223V224H29ZM111 223V221L109 220V218H107V221H106V224L105 225H109ZM22 224L24 225V222H22ZM22 224H21V226H22ZM27 224H25V225H27ZM258 224V225H259ZM213 225V224H212ZM227 225V224H226ZM20 226V227H21ZM50 226V225H49ZM214 226V225H213ZM32 227V226H31ZM217 227V228H218ZM57 228V229H58ZM219 228H221V227H219ZM22 229V228H21ZM21 229H19V230H21ZM56 229V230H57ZM160 229L161 228H156V232H155V237H153L154 238V241H155V246L156 247H158L157 249L159 250L158 252H166V250H167V248H166V246H165V244H164V241L162 240L163 239V237H162V234H161V232H160ZM17 230H18V228H17ZM24 230V229H23ZM23 230H21V231H23ZM50 230V229H49ZM55 230V231H56ZM162 230V229H161ZM217 230V229H216ZM215 230V231H216ZM220 230V229H219ZM219 230H217V231H219ZM37 231V230H36ZM52 231V230H51ZM57 231H60V230H57ZM216 231V232H217ZM223 231V230H222ZM84 232V231H83ZM43 233V232H42ZM60 233V232H59ZM86 233V232H85ZM229 233V234H230ZM38 234V233H37ZM37 234L35 235L34 234V230L33 231H30V233H28L27 234V236H26V240L27 241H36V244L35 245H37L38 243H39V237L37 236ZM24 235V234H23ZM50 235H51V233H50ZM224 235H226V234H224ZM240 235V234H239ZM242 237V236H241ZM55 238H57V237H55ZM229 238V237H228ZM238 238H239V236H238ZM12 240H13V238H12ZM232 240H234V239H232ZM238 240V239H237ZM243 240V239H242ZM26 241V242H27ZM153 241V240H152ZM151 241V242H152ZM251 241V240H250ZM251 241V242H252ZM151 242H148L149 244L151 243ZM199 243H201V244H203V245H206V246H208L209 247V254L211 255V256H215L216 258H218V259H220V260H222V262L224 263V264H246L245 262H243L242 261V259L241 258H239L238 257V260H230V259H228V258H226L227 256H226V253L224 252V250L223 249H220V248H218V247H221V246H218L217 244H214V243H212L211 241H208V240H206V239H204V238H200L199 237ZM238 243V244H239ZM21 244V243H20ZM23 244V243H22ZM152 244V243H151ZM34 246V245H33ZM241 247V246H240ZM207 248V247H206ZM225 249V248H224ZM231 249V248H230ZM241 249V248H240ZM257 249V250H256ZM72 250V249H71ZM157 251V250H156ZM164 252V253H165ZM171 252V251H170ZM169 255V254H168ZM252 255V254H251ZM261 255H264V254H261ZM78 257V259H76V260H74L73 261V259H72V263L71 264H82V262H81V257H82V255H80V256H77ZM164 257V256H163ZM168 257V256H167ZM263 257V256H262ZM167 259V258H166ZM263 261H264V259H262ZM164 261V260H163ZM162 261V259H161V255L158 253L155 257H154V255L153 256H150V257H148V264H165L166 263V261H165V263ZM182 262V261H181ZM57 264V263H56ZM168 264V263H167ZM170 264H178V263H175V262H170ZM182 264V263H181ZM248 264V263H247Z\"/></svg>", "mask_w": 264, "mask_h": 264}]
</instances>
